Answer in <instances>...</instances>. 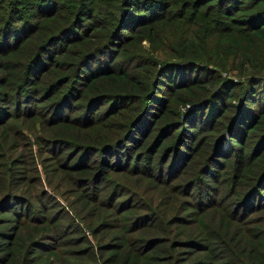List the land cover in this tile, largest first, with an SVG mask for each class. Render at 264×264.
I'll use <instances>...</instances> for the list:
<instances>
[{"label": "trees", "instance_id": "1", "mask_svg": "<svg viewBox=\"0 0 264 264\" xmlns=\"http://www.w3.org/2000/svg\"><path fill=\"white\" fill-rule=\"evenodd\" d=\"M0 264H264V0H0Z\"/></svg>", "mask_w": 264, "mask_h": 264}, {"label": "rangeland", "instance_id": "2", "mask_svg": "<svg viewBox=\"0 0 264 264\" xmlns=\"http://www.w3.org/2000/svg\"><path fill=\"white\" fill-rule=\"evenodd\" d=\"M23 130V134L20 135L18 134V132H12L11 134V147L9 148V152H11V154H15L17 152H20V154L22 155V157L20 158H28L29 157V154L31 153L32 154V161H28L25 165V167H31V169L33 170L35 167H37V171L39 172V174H41V176H43V173H42V168L40 170V163H39V155L40 153H43L41 151H38V147H37V144L35 142V139L33 137V133L31 132H27ZM43 155V154H41ZM34 171H29L27 173H33ZM42 179V178H41ZM42 181V187L45 189H49L48 186H46V184L43 182V179L41 180ZM49 191V190H48ZM50 192V191H49ZM68 195V194H67ZM58 202V204L60 206H63V208L67 209L68 211V208L66 206V199L64 197H66V194H55L54 196ZM68 197H71L70 194L68 195ZM49 199V197H47ZM69 213H71V211L69 210L68 211ZM76 219V218H75ZM79 224L81 226H85L84 223L82 222H79ZM91 236V235H90Z\"/></svg>", "mask_w": 264, "mask_h": 264}, {"label": "built area", "instance_id": "3", "mask_svg": "<svg viewBox=\"0 0 264 264\" xmlns=\"http://www.w3.org/2000/svg\"><path fill=\"white\" fill-rule=\"evenodd\" d=\"M86 232H88V230L86 229Z\"/></svg>", "mask_w": 264, "mask_h": 264}]
</instances>
